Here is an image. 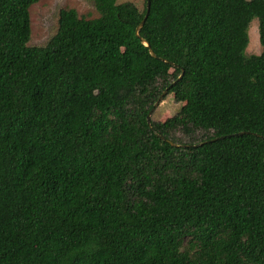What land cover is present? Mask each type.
I'll use <instances>...</instances> for the list:
<instances>
[{"label":"trees","instance_id":"trees-1","mask_svg":"<svg viewBox=\"0 0 264 264\" xmlns=\"http://www.w3.org/2000/svg\"><path fill=\"white\" fill-rule=\"evenodd\" d=\"M37 1L0 0V264H264V0H149V46L146 0L29 45Z\"/></svg>","mask_w":264,"mask_h":264},{"label":"rangeland","instance_id":"rangeland-1","mask_svg":"<svg viewBox=\"0 0 264 264\" xmlns=\"http://www.w3.org/2000/svg\"><path fill=\"white\" fill-rule=\"evenodd\" d=\"M125 1L132 2L139 10L143 9L145 2V0H117L118 3ZM65 8L74 9L80 17L94 18L98 16L91 0H38L29 7L30 39L28 44L44 45L56 33L59 11ZM257 25L256 18L249 24L248 44L245 49L247 55L258 54L261 50L258 42ZM174 74H176L174 68H168L166 77H156L152 81V86L163 88L166 83L172 80ZM181 105V102L174 100L172 93L165 92L159 103L154 106L150 119L157 127H160L177 112ZM200 133V131H195L193 135L198 138ZM176 135L183 139L179 132Z\"/></svg>","mask_w":264,"mask_h":264},{"label":"water","instance_id":"water-1","mask_svg":"<svg viewBox=\"0 0 264 264\" xmlns=\"http://www.w3.org/2000/svg\"><path fill=\"white\" fill-rule=\"evenodd\" d=\"M148 10H149V0H146V14L144 15V17L141 19L140 23H139V24L137 25V27L135 28V34H136V36L139 37L141 43H143L145 46H149V44H148V42H147L145 39H143V38H141V37L139 36V30H140V28H141V26H142V24H143V22H144V20H145V18H146V16H147V12H148ZM149 53H150L152 56H155V54H154V52H153V50H152L151 48H149ZM182 74H183V70H182L181 74L177 77V79H179V78L182 76ZM173 83H174V81H173ZM166 91H167V89H164V90L162 91V93L158 96L157 100L154 102L153 107H152V108L150 109V111L147 113L146 118H147V123H148V125H150V114L152 113L154 106H156V105L159 103V101H160L161 98H162V95H163ZM242 133H244V132H239L238 134H242ZM213 139H216V138H213ZM168 141H169L170 143H172L170 140H168ZM172 144H173V143H172ZM200 144H201V143L193 144V146H197V145H200Z\"/></svg>","mask_w":264,"mask_h":264}]
</instances>
